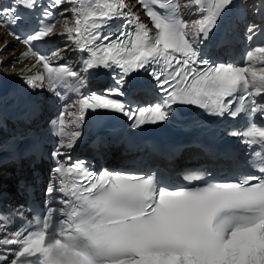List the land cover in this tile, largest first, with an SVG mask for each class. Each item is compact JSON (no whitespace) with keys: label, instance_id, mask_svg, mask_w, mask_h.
Wrapping results in <instances>:
<instances>
[{"label":"snow or ice","instance_id":"6c2138e0","mask_svg":"<svg viewBox=\"0 0 264 264\" xmlns=\"http://www.w3.org/2000/svg\"><path fill=\"white\" fill-rule=\"evenodd\" d=\"M138 2L153 28L126 11L125 0H47L45 6L40 0H0V29H7V35L27 47L22 58L35 59L31 67L24 66L27 71L43 69L22 75L25 84L32 89L47 86L51 91L63 86L78 97L71 105L65 103L53 122L54 134L61 137L53 157L66 162L57 159L52 169L45 211L23 230L14 231H10L14 217H22L23 209L8 215L0 212V264H264V103L258 102L264 96V66H257L264 65V46L248 50L244 66L213 65L202 58L199 46L236 0ZM63 4L71 7L58 15L66 21L64 13L70 11L74 23H65L58 32L56 10ZM37 7L41 8L38 29L22 37L14 30L24 18L20 9ZM181 7L198 18L183 19ZM254 12L264 14V0L254 6ZM114 20L122 23L113 39L111 32L103 35V30ZM247 32L250 41L264 34V22L248 25ZM54 35H66L82 54L80 72L67 64L54 66L59 50L49 56L35 49L37 42ZM100 67L117 70V86L105 89V95H83L79 89L85 83L84 74ZM141 70L156 81L164 94L161 100L130 108L106 98L124 96L126 78ZM174 104L195 105L217 116L244 114L247 128L228 135L249 148L258 146L251 162L260 175L170 189L157 173L133 175L103 169L97 174L89 172L84 161L72 162L61 151L71 150L78 142L79 126L89 111L122 113L138 128L167 121ZM257 115L261 124L253 120ZM69 127L75 130L69 132ZM205 176L211 174L189 172L183 179Z\"/></svg>","mask_w":264,"mask_h":264},{"label":"bare ground","instance_id":"6f19581e","mask_svg":"<svg viewBox=\"0 0 264 264\" xmlns=\"http://www.w3.org/2000/svg\"><path fill=\"white\" fill-rule=\"evenodd\" d=\"M9 46H12V48L9 49ZM9 46L7 47V52L4 53L5 57L10 55L9 62H8L5 69L8 72H10L11 74H15V75L29 74L30 72L27 71V69L24 66L27 65L28 67H30L29 65H30V62L32 61V58L25 59V58L21 57V52H23L25 50V48L23 46L17 44L14 41L9 43ZM62 50L65 51V47H62ZM17 61H19V62H17ZM13 66H15V68ZM22 69H23V73H21ZM33 70H34V68L32 69V71ZM66 119H67V117H66ZM72 130H73V128L69 127L68 131L70 132Z\"/></svg>","mask_w":264,"mask_h":264},{"label":"rangeland","instance_id":"374dc122","mask_svg":"<svg viewBox=\"0 0 264 264\" xmlns=\"http://www.w3.org/2000/svg\"><path fill=\"white\" fill-rule=\"evenodd\" d=\"M12 48V46H9V49H11Z\"/></svg>","mask_w":264,"mask_h":264}]
</instances>
